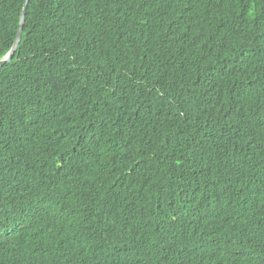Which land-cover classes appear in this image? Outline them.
<instances>
[{
	"label": "trees",
	"instance_id": "trees-1",
	"mask_svg": "<svg viewBox=\"0 0 264 264\" xmlns=\"http://www.w3.org/2000/svg\"><path fill=\"white\" fill-rule=\"evenodd\" d=\"M24 4L0 0V60ZM0 264H264V0H29Z\"/></svg>",
	"mask_w": 264,
	"mask_h": 264
},
{
	"label": "water",
	"instance_id": "water-1",
	"mask_svg": "<svg viewBox=\"0 0 264 264\" xmlns=\"http://www.w3.org/2000/svg\"><path fill=\"white\" fill-rule=\"evenodd\" d=\"M28 2H29V0H25V4L23 7L21 16H20L19 29L17 31V35H16L15 41L13 43V46H12L11 50L8 52V54L2 60H0V66H3L4 64L9 63L12 60V58H13V56H14V54H15V52H16L19 44H20L21 36H22V30H23V24H24V18H25V13H26Z\"/></svg>",
	"mask_w": 264,
	"mask_h": 264
}]
</instances>
